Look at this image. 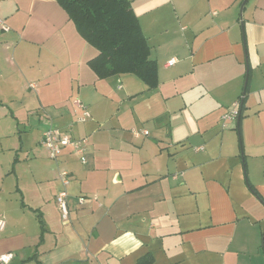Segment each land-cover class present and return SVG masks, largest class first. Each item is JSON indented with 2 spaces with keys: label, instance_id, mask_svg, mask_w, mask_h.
I'll list each match as a JSON object with an SVG mask.
<instances>
[{
  "label": "crops",
  "instance_id": "crops-1",
  "mask_svg": "<svg viewBox=\"0 0 264 264\" xmlns=\"http://www.w3.org/2000/svg\"><path fill=\"white\" fill-rule=\"evenodd\" d=\"M130 2L155 89L99 80L96 50L55 0H0V256L264 264V0ZM49 127L86 138V162L70 148L49 159Z\"/></svg>",
  "mask_w": 264,
  "mask_h": 264
},
{
  "label": "trees",
  "instance_id": "trees-1",
  "mask_svg": "<svg viewBox=\"0 0 264 264\" xmlns=\"http://www.w3.org/2000/svg\"><path fill=\"white\" fill-rule=\"evenodd\" d=\"M55 1L79 36L96 50V56L87 65L99 80L129 74L148 89L158 86L157 63L150 58V47L130 0ZM261 248L264 254V232ZM136 264H152V258L145 255Z\"/></svg>",
  "mask_w": 264,
  "mask_h": 264
},
{
  "label": "built area",
  "instance_id": "built-area-1",
  "mask_svg": "<svg viewBox=\"0 0 264 264\" xmlns=\"http://www.w3.org/2000/svg\"><path fill=\"white\" fill-rule=\"evenodd\" d=\"M0 26L5 29V27L0 22ZM175 63L174 59L169 60L166 63V66H172ZM87 115V114H86ZM239 116V110H238V104L235 103L232 108L222 116V127H225V122L230 121H236ZM82 121V120H81ZM134 134H136L134 132ZM143 134H147L146 131L143 132ZM39 144L41 147H43L47 153L49 159L56 161L63 150L65 148H70L72 154H74L80 163L84 164L86 162L85 160V144H86V138L82 139H75L72 138L71 135L67 131H63L57 128L49 127L46 130H44L41 134V139L39 141ZM60 180L62 183L63 188L58 191V193L55 196V202L58 206L60 215L63 220H66L68 218V205H67V191L65 187L68 185L70 177L67 172H62L60 174ZM83 198L80 197L78 199L79 204L83 202ZM3 226V222L0 220V228ZM12 258V254L7 253L0 256V264L7 263Z\"/></svg>",
  "mask_w": 264,
  "mask_h": 264
}]
</instances>
